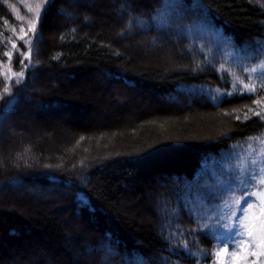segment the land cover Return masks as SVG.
<instances>
[{
	"label": "trees",
	"instance_id": "obj_1",
	"mask_svg": "<svg viewBox=\"0 0 264 264\" xmlns=\"http://www.w3.org/2000/svg\"><path fill=\"white\" fill-rule=\"evenodd\" d=\"M261 57L264 0H0V264H264V185L245 243L221 227L264 167V88L238 83Z\"/></svg>",
	"mask_w": 264,
	"mask_h": 264
},
{
	"label": "snow or ice",
	"instance_id": "obj_2",
	"mask_svg": "<svg viewBox=\"0 0 264 264\" xmlns=\"http://www.w3.org/2000/svg\"><path fill=\"white\" fill-rule=\"evenodd\" d=\"M43 3L44 0H41ZM37 23H38V17H37ZM23 31V29H21ZM29 31L33 32L34 38L36 34V27L33 26L29 29ZM19 39H23V37H19ZM33 41H29V51L27 53L21 52V55L24 57L20 61L21 65L24 66V60L27 59L29 61V65L31 66L32 58L31 53L33 50ZM13 49H16L18 47L17 44L13 43L12 45ZM5 55H9L8 53H4ZM11 59V57H10ZM256 66L250 67L247 69L249 75L244 78H238V83H242L244 85V90L249 92H257V88H264V57L259 58L257 61L254 62ZM28 66H24V70L18 71L15 73L17 77L20 79L16 81V83H21L25 76V71L27 70ZM251 74H257L255 76L256 81H258V84L252 83L253 76ZM247 81V82H245ZM4 93H10L11 88L6 83L4 85ZM3 97H0L2 99ZM254 103L259 104L260 99L254 101ZM249 111H253L252 109H249ZM256 115H260V113H255ZM251 165L253 166L250 170H246L245 174L238 177V184L241 185V191L239 193V198L236 201L237 210L239 211L240 215H236L235 212L230 213V218L235 220L234 224L228 225L224 224L221 225L223 229L226 230V232L229 235L230 240L235 243H245L246 241H243L240 239L241 232H240V221L243 215L247 212L248 209L254 208L256 205V201L250 199V197L255 195V192L252 189H256L258 185H264V167H257L259 161L257 159H253L251 162ZM250 185V187H248ZM254 227H258L260 232L264 234V209H261L259 216L257 217V223L254 225ZM253 235L252 232L249 233V236L251 237ZM261 243L264 244V235H262ZM228 245L229 240H225L222 245L218 244L217 248L223 247L225 252H228ZM187 247V245H185ZM232 254L235 255V250L233 248Z\"/></svg>",
	"mask_w": 264,
	"mask_h": 264
},
{
	"label": "rangeland",
	"instance_id": "obj_3",
	"mask_svg": "<svg viewBox=\"0 0 264 264\" xmlns=\"http://www.w3.org/2000/svg\"><path fill=\"white\" fill-rule=\"evenodd\" d=\"M124 12H126L124 9H119V10H117V12H113V16L116 18H118L119 16H120V14H122V13H124ZM62 16V15H61ZM127 31H128V29H126V33H127ZM131 42L133 41L132 39L130 40ZM149 43V42H148ZM131 45L130 46H132V43H130ZM126 46L128 47V45L126 44ZM148 46H150V49H152V50H154L153 48H154V46H155V43L154 42H150L149 44H148ZM149 48V47H148ZM156 48V47H155ZM143 49V48H142ZM151 53L153 54L152 56L153 57H155V55H158L159 56V60L161 61V56H160V54H156V52H154V51H151ZM168 55L169 54H165V56L168 58ZM158 56L156 57V58H158ZM144 59H146L147 61H149V60H151V57L150 56H147V57H145ZM175 64V63H174ZM174 64H172V65H170L168 62H166V65L165 66H169V68H174V67H176V64L174 65ZM172 70V69H171ZM94 79H95V81H94V79H93V82H95V83H97L98 85H100L102 88H103V91H104V94L106 95V97H107V99H109V101H114V103L117 105V107H119V108H121V109H124V108H126V107H128V106H130L131 104H132V101H134V102H137L138 101V99H139V95L140 94H138V93H141L140 91H138L137 89H134V87L133 88H127V89H129V91H132L134 94H131L132 92H129V98H128V100L126 101V99H124V97L122 96V93H124V92H121V91H116L114 88H113V85H123L124 87H125V85L121 82V84L118 82V81H115V82H113V81H111V80H109L108 78H103L100 74H99V72L98 73H96V74H94V77H93ZM137 92V93H136ZM135 93H136V95H135ZM116 94H118L119 96H121L122 98L120 99L119 97H117L116 96ZM130 98H131V100H130ZM133 98V99H132ZM156 99L158 100V101H161L160 100V98L158 97V95L156 96ZM162 101H164V100H162ZM33 107V109H36V107H35V105H33L32 106ZM32 189V188H31ZM29 191H30V189H29ZM32 191V193H31V195H33V197H36V198H40V199H42V200H48L49 198H52V197H54V196H51V195H45L44 193H42L40 190H35V189H32L31 190ZM63 194V193H62ZM50 196V197H49ZM58 196L59 197H63L64 195H61V194H58ZM61 197V198H62ZM68 249V248H67ZM69 250V249H68ZM84 256H79V255H77V256H75V260H78V261H80V260H82V258H90V255L89 254H83Z\"/></svg>",
	"mask_w": 264,
	"mask_h": 264
}]
</instances>
